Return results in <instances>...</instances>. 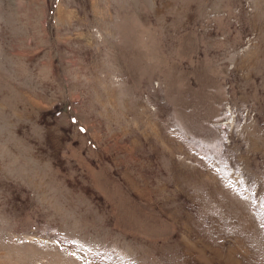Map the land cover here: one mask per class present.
I'll return each mask as SVG.
<instances>
[{"label":"rangeland","instance_id":"1","mask_svg":"<svg viewBox=\"0 0 264 264\" xmlns=\"http://www.w3.org/2000/svg\"><path fill=\"white\" fill-rule=\"evenodd\" d=\"M0 264H264V0H0Z\"/></svg>","mask_w":264,"mask_h":264}]
</instances>
